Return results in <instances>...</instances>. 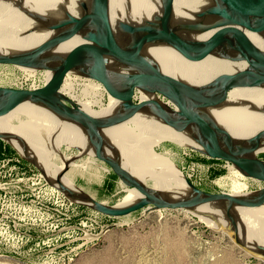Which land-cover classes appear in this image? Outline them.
Segmentation results:
<instances>
[{"label": "bare ground", "instance_id": "obj_1", "mask_svg": "<svg viewBox=\"0 0 264 264\" xmlns=\"http://www.w3.org/2000/svg\"><path fill=\"white\" fill-rule=\"evenodd\" d=\"M211 5L212 0H173L172 11L168 13L162 6V0H108V19L114 37L122 48L128 45L129 39L118 33L117 29L121 23L158 25L164 22L169 23L176 31L185 26L203 31L199 34L181 33L180 36L185 40L202 41L215 35L224 37L229 29L220 24L222 16L219 13L210 10L207 16L199 17V12ZM92 8L90 0H0V55L16 57L37 53L41 59L55 58L57 64L69 52L95 51L99 45L90 40H83L81 31L66 40L53 38L71 28L73 19L81 21L84 17L94 15ZM236 29L258 50L264 52V30L254 33L241 27ZM95 53L100 55L98 51ZM140 54L148 59L158 72L172 78L177 87L187 90L192 97L194 95V100L199 95L206 97L209 96L208 93L212 94V89L217 84L239 82L242 80L240 72L246 66L244 61L227 59V56L237 54L223 51L220 47L198 60L186 59L171 46L159 43L142 47ZM18 68L30 76L39 72L35 69ZM105 68V74L83 76L87 82L85 87L88 93L97 97L106 96L104 106L93 108V100L82 102V99L75 100L69 95L71 85L68 79L78 77L72 69L67 71L59 94L72 100L86 114L105 117L124 109L125 104L129 102L127 96L133 81L140 77H150V73L140 67L118 68L115 63L109 62ZM38 74L43 85L52 76V72L47 70ZM133 96L131 101H134ZM135 98L140 102L151 100L171 107L168 102H162L156 95L142 90L137 91ZM199 100L195 103L196 109L214 121L238 143V146L246 147L250 140H259L257 148L248 152L245 158L255 159L258 153H264V84L233 86L226 92V98L215 105H203ZM149 115L148 108L144 107L124 123L97 129L96 136L102 139V152L116 160L135 179L158 193L167 194L172 199L184 197L189 192L185 177L168 156L157 153L154 147L160 141L168 140L179 146L199 148L192 140L194 130L190 127L176 130L170 124ZM0 137L9 143L21 158L40 168L52 187H62L64 190L60 191L66 197L67 190L74 193L75 201H87L84 193L71 179L73 170L86 168V161L79 164L76 162L77 158L87 156L89 161L94 160L93 150L88 145L80 125L69 118L58 116L49 108L24 102L0 112ZM62 146L75 148L78 154L64 155L61 152ZM56 159L60 160V165L55 164ZM68 167L73 170L66 172ZM230 167L231 172L241 175L232 165ZM122 190L125 191L116 202L118 206L131 204L138 198L133 190ZM69 197L71 198V195ZM263 209L261 206L229 211L228 217L246 243L264 247ZM193 211L194 215L196 212L198 218L210 226L229 231L225 215L217 205L204 204L195 207ZM4 234L6 233L0 230V236ZM0 264L12 263L0 257Z\"/></svg>", "mask_w": 264, "mask_h": 264}, {"label": "rangeland", "instance_id": "obj_2", "mask_svg": "<svg viewBox=\"0 0 264 264\" xmlns=\"http://www.w3.org/2000/svg\"><path fill=\"white\" fill-rule=\"evenodd\" d=\"M38 73L30 76L18 67L0 65V87H41ZM77 76L68 79L69 95L82 102L93 100V108L104 106L106 96L88 93L84 77ZM154 150L168 156L185 179L205 192L250 193L263 187L231 172L230 163L189 147L162 140ZM61 152L78 154L65 146ZM257 158L264 161V153ZM76 162H85L86 168L68 167L66 172L73 170L72 182L86 196L107 205L122 197L125 187L105 164L87 156ZM55 164L60 165V160ZM191 212L139 209L120 217L99 214L69 200L52 187L40 168L0 139V230L6 233L0 236V257L12 264H264L237 247L228 232Z\"/></svg>", "mask_w": 264, "mask_h": 264}, {"label": "water", "instance_id": "obj_3", "mask_svg": "<svg viewBox=\"0 0 264 264\" xmlns=\"http://www.w3.org/2000/svg\"><path fill=\"white\" fill-rule=\"evenodd\" d=\"M90 1L94 8L92 12L95 11L94 15L84 17L81 21L73 19L71 28L53 38L59 41L66 40L81 31L83 40H90L99 45L95 51L100 52V55H97L95 51H73L65 55L57 64H55V58L41 59L37 53L16 57L0 55V65L52 72L50 80L41 87L33 89L0 87V112L28 102L49 108L60 117L69 118L83 128L87 143L93 150V158L105 164L126 189H131L138 195L133 203L118 206L116 203L107 205L85 194L87 201H75L73 200L75 194L67 190V198L71 201L110 217L125 216L139 209H144L146 212L193 210L204 204L217 205L225 215L232 242L250 257L264 262V247L246 243L228 217L229 211L236 208L264 207V161L244 157L257 148L259 140H250V144L246 147L238 146V143L233 141L214 121L202 115L195 106L198 99L203 105L209 106L223 101L226 98V92L233 86L264 84V52L258 50L236 29L241 27L254 33L264 30V0H212V5L199 12V17L207 16L210 10L216 11L222 16L220 24L229 30L225 32L224 37L209 36L202 41L185 40L180 36L181 33H203L191 26H185L176 31L169 23L164 22L158 25L121 23L117 31L129 39L128 45L124 48L118 45L110 27L108 0ZM172 2L173 0H162V6L168 13L172 11ZM157 43L171 46L182 57L189 60L201 59L216 47L235 53L237 56L226 58L231 61L246 62V66L240 72L242 80L217 84L212 89V94L208 93L209 96L206 97L199 95L194 100V95L192 97L187 90L177 87V83L172 78L158 72L153 64L140 54L142 47ZM109 62L115 63L118 68L140 67L150 73L148 79L140 77L131 83L127 96L129 102L125 104L122 111H114L105 117H93L82 111L72 100L59 94L61 84L70 69L79 75L94 77L107 73L105 67ZM134 89L160 96L166 99L172 108L151 100L134 103L131 101ZM144 107L148 108L149 116L170 124L173 129L193 128L195 136L192 135V140L199 148L189 147L191 150L198 151L209 158L230 163L243 178L263 183V187L256 192L242 195L208 193L185 179L189 192L184 197L172 199L169 195L158 193L135 179L116 160L103 154L102 139L97 138L96 130L124 123ZM0 139L3 140L1 137ZM60 189L64 190L62 187Z\"/></svg>", "mask_w": 264, "mask_h": 264}, {"label": "crops", "instance_id": "obj_4", "mask_svg": "<svg viewBox=\"0 0 264 264\" xmlns=\"http://www.w3.org/2000/svg\"><path fill=\"white\" fill-rule=\"evenodd\" d=\"M103 202L107 203L106 201H103Z\"/></svg>", "mask_w": 264, "mask_h": 264}]
</instances>
